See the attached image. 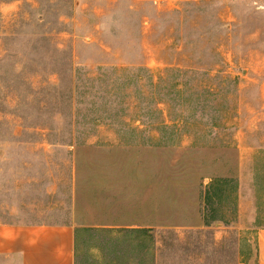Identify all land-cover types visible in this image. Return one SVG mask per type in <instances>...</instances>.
I'll list each match as a JSON object with an SVG mask.
<instances>
[{
	"label": "rangeland",
	"instance_id": "1",
	"mask_svg": "<svg viewBox=\"0 0 264 264\" xmlns=\"http://www.w3.org/2000/svg\"><path fill=\"white\" fill-rule=\"evenodd\" d=\"M19 223L74 225L76 264H258L264 0H0Z\"/></svg>",
	"mask_w": 264,
	"mask_h": 264
},
{
	"label": "crops",
	"instance_id": "2",
	"mask_svg": "<svg viewBox=\"0 0 264 264\" xmlns=\"http://www.w3.org/2000/svg\"><path fill=\"white\" fill-rule=\"evenodd\" d=\"M76 228L68 223L0 224V257L14 264H76ZM258 264H264V231Z\"/></svg>",
	"mask_w": 264,
	"mask_h": 264
},
{
	"label": "trees",
	"instance_id": "3",
	"mask_svg": "<svg viewBox=\"0 0 264 264\" xmlns=\"http://www.w3.org/2000/svg\"><path fill=\"white\" fill-rule=\"evenodd\" d=\"M223 220H224V218H223ZM223 220H222V221H223Z\"/></svg>",
	"mask_w": 264,
	"mask_h": 264
}]
</instances>
